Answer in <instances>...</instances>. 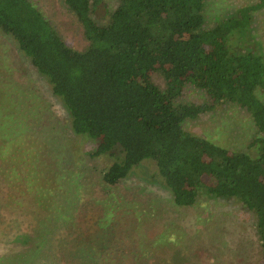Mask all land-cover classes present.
Instances as JSON below:
<instances>
[{
	"label": "trees",
	"instance_id": "obj_1",
	"mask_svg": "<svg viewBox=\"0 0 264 264\" xmlns=\"http://www.w3.org/2000/svg\"><path fill=\"white\" fill-rule=\"evenodd\" d=\"M105 1L63 0L81 28L82 50L61 37L34 0H0V33L46 78L72 131L96 141L88 155H114L100 175L102 184L115 186L150 160L179 207L200 197L235 200L254 216L264 264V47L252 31L264 0L219 14L211 25L210 0H118L111 9ZM187 87L200 90L205 100L177 102ZM226 105L251 119L246 149L218 145L184 128V122ZM11 129L0 127V264H165L161 256L147 257L160 251L150 244L134 258L128 249L111 245L104 251L98 243L100 257L84 259L81 248L69 246L75 229L68 235L58 228L68 220L65 212L54 207L35 213L25 205L34 203L26 192L34 177L24 169L29 160L22 157L23 165L12 166L5 159L13 150L32 152L34 144L24 140L25 146L9 149L4 141ZM23 219L29 228L19 227Z\"/></svg>",
	"mask_w": 264,
	"mask_h": 264
},
{
	"label": "rangeland",
	"instance_id": "obj_2",
	"mask_svg": "<svg viewBox=\"0 0 264 264\" xmlns=\"http://www.w3.org/2000/svg\"><path fill=\"white\" fill-rule=\"evenodd\" d=\"M34 1L69 45L77 50L85 47L81 28L63 0ZM117 1L106 0L105 4L111 9ZM255 1L210 0L208 25L219 14ZM97 14L104 15L99 11ZM252 31L264 47V9L255 15ZM16 46L10 36L0 33V127L6 125L13 130L4 141L9 149L25 146V140L26 146L34 144V150L27 154L13 150L5 163L16 166L24 164L22 157L29 160H25L24 169L27 176L34 177L26 192L27 200L31 198L34 203L25 205H33L35 213L54 207L65 212L68 220L58 228L68 235L75 229L67 242L69 246H75V251L81 248L84 259L100 257L96 250L98 243L104 251L111 245L128 249L126 252L133 258L140 246L150 244V249L155 245L160 251L151 250L147 257L161 256L165 264L178 260L181 261L178 264H262L254 216L235 200L200 197L193 206L179 207L173 203L150 160L133 167L117 185L102 184L100 175L115 160L114 155L94 158L88 155L96 147V141L72 131L69 116L46 78ZM153 80L164 86L159 76L154 75ZM204 100L200 90L187 87L177 102ZM184 128L236 150L246 149L253 134L250 117L230 105L188 120ZM29 154L35 155L30 158ZM12 170L18 172L9 171ZM39 186L43 191L38 190ZM10 199L13 198L8 196L7 200ZM18 225L29 228V221L23 219Z\"/></svg>",
	"mask_w": 264,
	"mask_h": 264
}]
</instances>
